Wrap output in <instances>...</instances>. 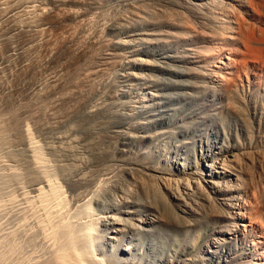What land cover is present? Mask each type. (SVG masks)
Returning <instances> with one entry per match:
<instances>
[{"label": "rangeland", "instance_id": "1", "mask_svg": "<svg viewBox=\"0 0 264 264\" xmlns=\"http://www.w3.org/2000/svg\"><path fill=\"white\" fill-rule=\"evenodd\" d=\"M101 1L104 3L98 7L105 5L100 8L85 6L82 9L89 8L88 14L87 11L84 13L90 22L93 21L86 27L90 32L92 28H97L95 33L100 31L105 38L112 35L120 42L123 39L129 42L128 47H124L127 43L121 42L124 49H120L125 53L116 50L114 60L109 63L102 55L94 59H64L63 55H58L52 64L46 66L41 61L45 54L43 38L58 37L56 34L63 31L60 26L40 25V9H51L49 0H12L15 6L9 0H0V264H252L254 255H257L251 244L252 235L264 234V207L255 202L257 198L264 206V136L258 141L251 133L262 126L252 116L254 112L264 111V80L256 85V78L253 75L250 77L251 85L255 86L252 90L258 91L253 100L246 95V89L239 93L237 104L242 115L225 108L223 100L212 92L208 74L218 69L214 67L216 62L213 63L216 60L210 57L213 48L211 38L202 35L203 28H199L213 23L214 16L213 19L210 17L214 14V7L210 8L211 0H129L132 3L108 0L109 4L107 0V4ZM11 8L15 9L11 14L15 15V20L10 18V23L7 22V15ZM13 26L20 28L19 33L12 31ZM208 29L205 32L211 33ZM126 52L125 58L129 57L127 61L130 63L124 60ZM206 54L210 56L205 57ZM102 59L104 61L100 62ZM124 61L132 76L129 79L126 77L127 80H124L125 75L120 77L125 72L122 71L126 64ZM97 63H105L104 71L109 73L108 77L124 84V94H128H123L117 102L119 108L127 106L133 109L136 116L133 114L131 122L110 113L101 115L102 121L100 117L94 120H99V125L92 121L94 117L84 119L83 106L87 99L81 101L79 96L78 99L76 89L69 84L59 88V94L70 93L74 98L53 110L52 99L56 95L47 94L52 77L57 75L74 80ZM217 65L221 66L220 63ZM96 70L97 67L91 71ZM136 73L140 80L136 78ZM131 79L135 80L134 84L129 81ZM247 90H250L249 87ZM89 91L90 96H98L96 91L93 94V90ZM86 92L89 93L88 89ZM68 109L75 111L76 115L80 110L79 115L84 120L79 119V115L75 119L73 113L68 124H57L56 116L66 113ZM51 113L54 115L51 116ZM129 126L133 138L128 146L130 149L127 148L131 153L127 155L133 156H126L124 150L123 158L134 161L135 156L140 157V153H143V160L140 161L166 169L167 173L171 169L169 175L173 179L168 180V187L171 190L170 185H175L172 190L180 193L167 196L168 191L154 183L151 194L160 200L155 207L163 203L164 213L170 219L174 218V223L166 219L157 222L159 215L153 211L149 199L142 196V189L139 188V192L129 176L125 177L124 170L111 162L106 166L113 165L115 170L111 171L113 169L110 167L107 174L103 172L101 162L104 163L105 159L103 161L92 153L97 151V142H100L97 146L112 147L114 138L110 134L111 129L117 127L123 130L125 127L129 129ZM137 135H141V138ZM97 138L101 141H97ZM234 146L239 152L237 163L242 165L245 161L242 155L245 148L250 152L251 164L248 174L238 169L235 174L239 175V180L235 178L232 181H238L235 186L240 181L244 187L248 184L250 194L255 197L246 209L253 217V225L246 232L242 228L243 232L238 235L225 232L234 224L228 214L238 212L239 202L235 200L242 193L238 188H232L231 192L227 189L226 193L224 187L218 192L219 187H215L214 183L228 182L226 177L229 176L223 173L222 168H216L219 173H213V170L205 167L209 159L205 162L203 157L208 151L215 152L210 153L211 164L213 159L226 155V150ZM135 151L139 153L135 155ZM145 155L149 161L144 158ZM136 160L139 161V158ZM229 160L227 162L232 161ZM198 161L202 163L199 166ZM219 161L221 163L223 160ZM199 169L205 175H201ZM195 171H198V177L193 175ZM190 172L192 177L206 181L198 180L199 184L195 185L188 180L192 178H187L185 183L188 185L183 193L179 182L175 181L185 179ZM111 175L116 181L118 178L115 175L119 177L123 189L115 184V180L112 181L114 178ZM125 179H128L127 182ZM230 184L233 185L232 182ZM194 185L201 186L197 187L201 188L198 189L200 195L190 196L194 193L189 188L193 189ZM206 197L208 199L205 200ZM226 200L232 206L237 202L238 206L235 207L239 208L234 210L231 205L226 206ZM105 219L108 224L103 222ZM164 226L172 231L171 242L169 235L161 234ZM182 239L188 240L189 249L180 250ZM62 256L69 258L67 263L60 261Z\"/></svg>", "mask_w": 264, "mask_h": 264}, {"label": "bare ground", "instance_id": "2", "mask_svg": "<svg viewBox=\"0 0 264 264\" xmlns=\"http://www.w3.org/2000/svg\"><path fill=\"white\" fill-rule=\"evenodd\" d=\"M9 1L11 2L12 0H9ZM104 1L106 3V0H104ZM111 1L112 0H110V2ZM114 1H115V3H117L116 0H114ZM114 1L112 3H114ZM121 1L126 2V1H129V0H121ZM49 2H50V5H51V9L50 8L48 9V8H45V7L40 9L41 12L39 13V15L42 14L41 15L42 19L39 18V20L41 19V24L40 25H42V27H44V26H50V27H52V26H57V27L60 26L63 29V31L60 34L59 33L56 34L58 37L51 38V37L47 36L46 38L45 37L43 38V39H45L44 43H43L44 44L43 49H45L44 50L45 54L43 53L44 54V58L41 61L44 64H46V66H47V64H50V63L52 64V62L55 61L58 58V55H63L64 59L86 58V57H91V58L94 59L98 55H102L104 57V59H105V62L109 63V61L114 60V57H115L114 55H116V54H114V52L116 50L120 49V47H122V43L123 42L125 44L127 43L124 39L123 40L121 39L123 41V42L121 41L122 42L121 43L119 38H115L114 37L117 40L116 41L112 37L111 34L110 35H111V37L113 39L110 36H109L110 38L107 37L109 34L105 35L107 37V38H105L104 35H103L104 33L102 34V33H100V31H98V33L102 34L103 37L100 34L98 35V33H95L97 28H95V30H92L93 29L92 25L90 26L92 28L91 29L92 32H90L89 29L86 27V26H89L90 24H92L91 22H93V21H91V22L89 21L90 20V18L88 17L89 15H87V17L89 19L86 18V14L84 13V11L85 12L87 11V14H88V10H89V8L91 9L92 6H95V7L97 6V8L102 7L105 4H102V6H99V7H98V5H101V3H104L103 1H101V0H49ZM110 2L107 0L108 4ZM119 2H120V0H119ZM123 2H122V4H126V3H123ZM17 3L20 4L19 1ZM130 3H132V2H130ZM130 3H128V4H130ZM209 3H210V8H211V6L214 7V9L211 8L213 10L212 12H214V14L212 12L210 14V15L213 14L212 16H210L211 19H213V16H214L213 23L211 22L212 20L210 21L212 23V25L210 23H207V27L210 26L209 27L210 29H208L206 26L205 27L204 26L203 27H199L201 29L203 28V30H204V31L202 30V33H203L202 35H204V36L207 35V36H209L211 38L212 44H210V45H212L213 48L210 47L212 50H210V49L209 50L211 51L212 54L210 53L211 56L210 55H208V56H210L212 59L216 60V61L213 60L214 64L216 62L215 66H214V64H213V66L215 67V69L216 68L218 69L217 71H215L213 69L214 71L212 70V73L208 74L209 82H211V84L213 86L212 92H214L219 98H221L223 100V102H224V104L226 106V107L225 106H223V107L231 110V112H233V111L237 112L238 110H240V108L238 107V104H237V97L239 96L240 92H242L243 90H244L243 92H245V89H246V92H247L246 95H249V99L250 100H253L254 96L257 95L258 91L254 90V89L252 90V88H255V86L251 85V82H250L251 78L250 77H252V75H253V77L256 78V80H257V81H255L256 85L260 81L264 80V0H211V2H209ZM11 5H13V3ZM13 6H15V5H13ZM85 6H86V8H87V6L88 7L90 6V7L88 8V10L87 9L86 10H82V9L85 8ZM20 7H21V5H20ZM13 8H15V7H13ZM13 8H11V11L9 9V11H10L9 12V16L7 15L8 11L6 12L7 13L6 15H7L8 19H9V21H7V22H10V18H13L14 14L13 15H11V14L14 13L15 12L14 10L16 9V8L15 9H13ZM2 14H4V13H2ZM14 17H15V15H14ZM210 17H209V19H210ZM13 19L15 20V18H13ZM127 22L130 23V21H127ZM191 22H193V20H191ZM195 22L198 23L197 21H195ZM10 23H8V24H10ZM114 24L117 25L116 23H114ZM122 24H124V23H122ZM126 24L128 26V23H126ZM118 25H121V24H118ZM194 25H195V27H198L195 23H194ZM127 26H125V27H127ZM116 27H120V26H116ZM199 28H197V29H199ZM204 28L206 29V31H207V29L210 30L211 33L208 32L209 33L208 34L207 32H205ZM12 29H13L12 31H16V32L20 31L19 30L20 28H18V26L17 27L13 26ZM42 29H44V28H42ZM45 30H47V29H45ZM27 31H25V32H27ZM17 33H19V32H17ZM23 33H24V31H23ZM210 38L209 39L207 38V40L209 41ZM39 39H40V37H39ZM29 41H30V39H29ZM34 41H35V39H34ZM127 44L124 45V47L125 46L128 47L129 44L128 45ZM31 46L32 45H30V47ZM25 49H27V48H25ZM122 49H124V48L122 47ZM122 49H120L121 52H122ZM44 51L42 50V52H44ZM123 51H125V50H123ZM62 52H64V53H62ZM127 52H130V50L127 51ZM127 52H126V55L125 54L124 55L121 54V55H123L124 58H125L127 56ZM122 53H125V52H122ZM130 54H129V56H130ZM206 56H207V54L205 55V57ZM116 57H120V55L119 56L117 55ZM128 58L129 57L125 58L124 60L127 61ZM104 59H102L100 62H103ZM126 61H124V62L126 63ZM119 62H120V60H119ZM127 63H130V62L127 61ZM218 63H220L221 66H218L217 65ZM122 64H124V63H122ZM126 64L123 65L124 68L120 67V68L123 69L122 71H125L124 74H122L121 72L120 73L122 75L118 74V75H121L120 77L125 75L124 76L125 77L124 80H127V78L129 79V77L132 78L131 73H130L131 72L130 69H127L128 64L127 65ZM97 65H98V63L95 66H92L89 69H85V71L82 73V75L79 76V77H76L74 80H71L70 78H62V76L58 77L57 75H54V76L52 75L53 77H52V80H51V82H50V84L48 86L49 89L47 90V94L49 92L50 95H56L55 97L53 96L54 100L52 99V101H53V103H52L53 110L56 109L59 105H62V103H66L67 101H70L71 98H74V96L72 94L70 95V93L69 94H66V93L59 94L60 91L58 89L66 87L69 84V85H73V87L76 89V94H75L76 97L79 96L81 98V101H82L83 98L87 99V100L85 99L86 101L84 100L85 103H84V106H83V110H84L83 114L81 112L82 116L84 115V119H87V117L88 118H93L94 117L95 119H93L92 121L95 122L96 119H98L101 115L103 116L106 113H110V114H112L114 116L122 117V118L126 119V121H128V120L130 121V119H132L131 117L135 115L134 112L132 111L133 109H130L127 106H125L124 108H123V106H122V108L121 107L119 108V103H118L119 102L118 99H120L123 96V94L125 93V90L122 88V85H124V84L121 85L119 81H116L117 79L114 81L112 78H111L112 79L111 80L108 77L109 73L104 71L105 70V63H100L98 66ZM120 66H121V64H120ZM95 67H97V70L96 71H91V70L95 69ZM132 73H133V71H132ZM136 76H137V73H136ZM139 77L140 76H137L136 78L138 80H140ZM137 79H136V81H138ZM129 81L133 82V84H134L135 80L132 81V79H131ZM246 83H248V84L246 85ZM127 84H129V83H127ZM212 86H210V87H212ZM130 87H131V89L134 88L132 86H130ZM248 87H249L250 90H247ZM261 88H263V87H261ZM87 89H88L89 93L86 92ZM89 90H93L94 91V92H92V94L95 93V91H96V93H98V96L93 97L91 95L92 96L91 97ZM126 93L128 94V92H126ZM127 94H124V95H127ZM79 97H78V99H79ZM121 104H122V102H121ZM224 104H222V105H224ZM143 107H144V105H143ZM133 108H135V106H133ZM69 109H68V111H66V113L64 112V114L62 113V115L56 116V120H57L56 123L57 124H61V125L62 124H68L69 123L68 120H71L73 118V116H75L74 117L75 119H76V117L79 118L78 115L80 114V110L78 111V115H76L75 111L73 112V111H71ZM74 110H76V109H74ZM135 111H136V109H135ZM143 112H144V110H143ZM238 112H240V111H238ZM58 114L59 113H56V115H58ZM72 114H73V116H72ZM242 114L243 113L240 112V115H242ZM52 115H54V113L53 114L51 113V116ZM79 116H81V115H79ZM82 116L79 119H81V118L83 119ZM252 117L255 118V119L257 118V121H259L261 123V125H262V126H259L261 128L258 127V130L251 131L253 136L256 137L258 139V141H259L264 136V111L254 112ZM99 119L101 120L102 118L100 117ZM90 121H91V119H90ZM101 121H100V123H101ZM97 122H95V123L97 124ZM132 124L135 126L134 123H132ZM54 125H55V123H54ZM84 125H86V124H84ZM98 125H99V122H98ZM128 125H129V123H128ZM50 126H53V125H50ZM63 126H61V127H63ZM95 127H97V125ZM135 127L132 128V129H135ZM54 128L58 129L59 127L57 128V126L56 127L54 126ZM97 128H99V126ZM129 129H130V132H129ZM129 129H127L126 127L123 130L120 129V128H117V127L111 129L110 130V134L113 135L114 141H112V143H113L112 147H110L109 149L107 147H104V148H107L106 150L103 147L99 146V145L97 146V144L100 143V142H97V141H101V140H98V138H97V141H96L97 142V144H96L97 149H95L97 151H93L92 153H95L96 156H98L99 158H102L103 161L105 159L104 163L101 162V165H102L101 169H102L103 172L106 173L108 171V168L113 166V165L110 166V167L106 166L107 165L106 163L111 162V164H115V166L117 165V166H119V168L121 167L124 170L125 175H126L125 177L129 176V178L133 181V184H135V187L137 186V188H138L137 190L139 192H140L139 188L142 189V191H143L142 196L145 199H149L150 204L153 207V211L155 210L156 211L155 213H158V215H159V216L155 215V216H158V217H156L158 219V221L156 220L157 222H159V220H165L166 219V220L171 221V222L174 223L175 219L174 218L170 219L164 213V208H163L164 204L163 203H160V205L158 207H155L156 203L159 202L160 200H159L158 196H155L154 194L153 195L151 194L153 188H155L154 187V183H156V185L158 184L160 186L159 187L160 189H165L166 191H168V192H166L167 196H168V194L169 195L176 194V192L180 193L179 191H176L177 189H175L176 192H174V190H172V189H174L173 187H175V185L172 186V185L169 184L171 186V188H172L171 190H170V187H168V182H169L168 180L171 177L169 175L171 169L169 168L170 171L168 170V173H167V171H165L166 169L165 170H163L161 168L159 169V167L157 168V166L156 167H152V166H149L150 162L147 164L146 162L140 161L141 155L143 153H140L141 154V155H139L140 157H136L135 156V159L139 158V161L138 160L135 161V159L133 157H132V159H134V161H132L130 159H127V158L124 159L123 158L124 154L122 155V153L125 152V155L128 156V157L131 155V154L127 155L128 153H131L130 151H128L130 149L128 146H130L132 138H133V135L130 134L131 131H132L131 127ZM136 129H137V127H136ZM241 129H242V127H241ZM42 130H44V129H42ZM137 131L138 130H136V131L134 130V132H137ZM248 132H250V131H248ZM139 136L138 137L140 139L141 135H139ZM68 137H69V135H68ZM134 137H135V134H134ZM62 138H63V136H62ZM66 138H67V136H66ZM94 138H96V137H94ZM146 138H147V136H146ZM142 139H144V138H142ZM70 140H72V139H70ZM92 141H94V140H92ZM92 141H89V142L91 143ZM133 142H134V140H133ZM94 143H95V141L92 144H94ZM83 146H85V145H83ZM127 148H129V149L127 150ZM243 148H244V146H243ZM124 150H126V151H124ZM132 150L133 149H131V151ZM241 150H243V149H241ZM241 150H239V151H241ZM139 151L138 152L135 151L136 152L135 155H137V153H139ZM226 151H227L226 155H223L221 158L217 157V158L213 159V161H212L213 163H211V164H210V153L212 151H208V153H206L205 156H203V157H204V161L205 162H208V159H209V163L205 167L209 168L210 170H213V173H215V174L219 173V172H217L216 168H222V170L225 171L223 173H226V176L231 177V179H230L231 181L228 179L229 177L228 178L226 177L228 182L223 180V184L220 183V182L214 183L215 187H216V185H217V188L219 187L218 188V192L221 191L222 188L224 187V189H223L224 192L228 191L227 189H229L230 192H231L232 188L233 189L234 188L235 189L238 188L240 190V192L242 193V194L240 193L241 196L240 197H236V200H235V201L239 202L238 204H239L240 209L238 210V212H235V214H234V211L230 212L228 214L229 218L234 221V224L232 225V228L230 230H227L225 232V233H228L230 235H231V233H232V235H235V234L238 235V234L242 233L243 230L246 232V229L253 225V217L251 216L250 213H248V211L246 209H247L249 203L254 201L255 197H253L252 194H250V191L248 190V187H247L248 184H246V187H244L242 185V181H240L241 183L237 184L238 186H235L236 181L239 180V178H238L239 175L235 174L238 171V169L239 170L242 169L248 174V169L250 168V164H251V160H250V157H249V153L250 152H247L245 150V148H244V152L243 153L241 152L243 157L245 158V161L244 160L240 161V162L244 161L243 164L241 165V164L237 163V159H238V162H239V157H238L239 152L236 151V147L235 146L233 148H230L229 150H226ZM89 152H91V151H89ZM141 152H143V151H141ZM212 153H215V152H212ZM131 156H133V155H131ZM131 156H130V158H131ZM229 156H231V157H229ZM144 158H146V155H145ZM146 159L148 160L149 157L146 158ZM146 159H144V161ZM220 159L223 160L222 161L223 163L222 162L220 163V161H219ZM229 159L232 160V161H230ZM141 160H143V158ZM228 160L230 162H227ZM98 163H99V161H98ZM187 164H188V162H187ZM201 164L202 163L198 164V166L201 165ZM99 165H100V163H99ZM151 165H154V164L151 163ZM157 165H158V163H157ZM159 165H160V163H159ZM94 166H95V164H94ZM112 169H113V167H112ZM110 170H111V168L109 169V171ZM114 170L115 169H113L111 171H114ZM121 170H120V172H121ZM199 171H200V169H199ZM244 171H243V173H244ZM196 172H198V171H195V173L193 175H195V174L197 175ZM108 173H110V172H108ZM191 173L192 172H190L188 175L186 174L187 177L185 176V179H182V178L180 179L179 178L178 181H175L176 183L179 182L178 185H180V188L182 189L183 193H184V189L186 190V185H188V184L185 183V180H187V178H192V179H188V180H191L189 182H191L192 184L194 183L195 185L199 184L198 180L200 181V180L203 179V178L202 179L201 178L197 179L196 176L192 177ZM240 173H242V172H240ZM171 174H173V173L171 172ZM176 174H177V172H176ZM200 174L201 175H205L204 173L202 174V170L200 171ZM115 176L118 178L117 181L115 180V178L113 176H112V178H114V179H112L111 177L110 178L112 179V181L115 180V184L119 185L121 187V184H123V183L121 181H119V177L117 175H115ZM179 176H180V174H179ZM197 177H198V175H197ZM248 177H250V175ZM79 178H81V177H79ZM235 178L237 180L234 183V181H232V179H235ZM171 179H173V177ZM95 180H97V179H95ZM125 180L127 182L128 179H125ZM175 180H177V178ZM246 180H247V178H246ZM88 181H89V179H88ZM203 181H206V180L203 179ZM71 182H72V180H71ZM110 182H111V180H110ZM231 182L233 183V185L230 184ZM108 183H109V181H108ZM247 183H248V181H247ZM111 184L112 183H110V185ZM178 185L176 184V186H178ZM195 185H194L193 189L189 188V190L194 193V194H191L190 196L198 195V194L200 195V193H198V189H201V188H197L199 185L197 187H195ZM228 185L230 186V188H229ZM80 186H81V184H80ZM112 186H114V185L112 184ZM122 187H123V185H122ZM130 187H132V186H130ZM199 187H201V186H199ZM109 189H111V186H110ZM134 190H135V188H134ZM137 190H135L136 193H137ZM239 190H236V192L237 191L239 192ZM113 191H111L110 193H112ZM129 191H128V194L130 193ZM199 191L202 192L201 190H199ZM118 193H120V192H118ZM131 193H133V191ZM124 194H127V193L124 192ZM128 194H127V196H128ZM177 195H175V196H177ZM129 196H130V194H129ZM178 196H180V195H178ZM196 197H198V196H196ZM230 198H229V200H230ZM169 199H171V198H169ZM188 199H190V198L188 197ZM206 199H208V197H206L205 200ZM214 199H216V198H214ZM231 200H232V198H231ZM98 201H101V199L98 200ZM237 202H236L235 205L238 206ZM255 202H257L259 205H261V208L264 207L261 204L262 202H260L257 198L255 199ZM224 203H225L226 206H228V205L230 206L231 205V204L228 203V200H226V202H224ZM235 205H233V206L231 205L232 209H234V210L237 207V206L235 207ZM239 207H237V208H239ZM155 213H153V214H155ZM109 220H107V221H109ZM113 220L115 221V219H113ZM118 221H120V220H118ZM236 221H237V223H236ZM103 222H105L106 224L109 223V222L108 223L106 222V219ZM110 222H113V221H110ZM240 222H243V223H240ZM106 226H108V225H106ZM242 228H244V229L242 230ZM112 233H114V231H112ZM161 234L169 235V240H170V242L172 241V239H173L172 238V231L169 229V227L164 226L161 229ZM248 236H251V235L249 234ZM252 237H253V240L251 239V244L254 246L253 249H255V252L257 253V255H254L255 259H254V256H253L254 261L252 262V264H264V234H263V236H256V235L254 236V235H252ZM115 238L112 237V239H115ZM156 238H158V236ZM185 238H186V236H185ZM158 242L160 243L162 241H160V239H158ZM160 244H162V243H160ZM160 244L157 245V246H160ZM188 245L189 244H188V240L187 239H182V241L180 240V250L189 249L190 247L188 248ZM256 256H258V257L256 258ZM60 258H61L60 261H65L64 263H67L68 260H69V258H67V256H62ZM80 260H81V258L79 260L77 259V261H80ZM110 263H111V261H110ZM111 264H113V262Z\"/></svg>", "mask_w": 264, "mask_h": 264}]
</instances>
